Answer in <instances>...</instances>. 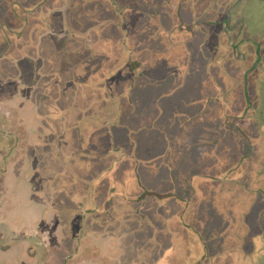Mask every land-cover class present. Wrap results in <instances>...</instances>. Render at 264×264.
I'll use <instances>...</instances> for the list:
<instances>
[{"label":"rangeland","instance_id":"obj_1","mask_svg":"<svg viewBox=\"0 0 264 264\" xmlns=\"http://www.w3.org/2000/svg\"><path fill=\"white\" fill-rule=\"evenodd\" d=\"M8 1L0 0V14ZM106 2L71 0L60 38L40 45L36 35L22 50L25 41L15 42L6 68L27 85L19 97L29 114L14 122L10 144L25 148L26 216L46 215L22 224L42 232L66 221L62 235L50 229L48 257L73 252L71 226L83 220L92 224L83 238L111 241L104 249L119 254L117 264H199L201 233L219 242L218 264H247L238 249L264 264V0H192L175 19L155 16L156 0H123L154 14L141 17L132 56L112 28L90 36L112 18ZM241 86L251 108L231 121ZM205 171L226 179L207 180ZM107 259L101 264H116Z\"/></svg>","mask_w":264,"mask_h":264},{"label":"crops","instance_id":"obj_2","mask_svg":"<svg viewBox=\"0 0 264 264\" xmlns=\"http://www.w3.org/2000/svg\"><path fill=\"white\" fill-rule=\"evenodd\" d=\"M16 1L17 0H9L7 4H3V13L0 14V92L5 97H0V111L2 107H7L6 113H2L0 115V264H26L27 260L36 262V264H47V262L50 264H57L56 262L52 261L53 259L55 260L58 258L59 261L61 259V264H67L66 262L68 261L70 263L72 260H78L76 261L77 264H101V257L107 261L108 256L111 257L113 263L117 264L119 258L116 255L119 254L115 253L114 250L107 252L104 249V244H109L111 241L106 243V240H102L100 237H95V235L91 239L83 238L85 236L86 229L92 228V224H87L86 221L79 220L77 223L75 222L74 225L72 224L71 227L73 231L71 234L73 236L71 240L73 241V252H70L69 255H66L64 258L60 257L61 254H58L56 257L52 255L48 257L42 254V252H44L45 248H47L45 242L46 239H49L48 234L52 233L51 230L53 229V233H55L58 229L57 231H59V235H62L63 227L61 225L62 222H64L65 226L66 221L58 220L60 217L57 216V219L55 218L58 220L57 225H59V223L61 225L57 226L55 222V225H52L53 227H44L47 229L44 231L42 230V232L39 230L31 232L29 230L31 227L28 228V226L22 224L24 221H26V219H28L30 225H32L31 223L33 221L31 218L34 219L35 223H42L46 215L42 214L41 212L39 213L36 209L37 211L33 212L32 214L28 213L26 216V213L22 207L24 204L29 203V195H26L27 191L29 190V186L22 181V176H20L23 168L19 159H21L20 154L22 151L24 155L23 159L26 157L24 154L25 148L24 150H21L19 147H16L15 144H10V140H12V138H16L14 131H17V127L13 125L14 122H22L20 121L21 119L18 118L29 114V106L24 100H21V97H19L20 94L23 95L25 93V88H27V85L25 84L24 80L15 79V83H13L12 76L10 75V72H8L6 66L8 65L10 57L19 51L18 49L22 50L24 47H30L31 41H34L35 39L34 36L37 35V39L41 45V43L46 42L47 38L50 36L57 39L64 34L56 31V29L62 27V21L60 23L59 18L65 17L71 0H68L65 8H63L60 0ZM111 1L112 3H106L109 6L108 9L112 15V18H110L99 29L91 30L90 36L97 37L98 35H103V33H105V36H110L108 31L112 28L115 30V33L112 35H115L114 37L116 40L122 41L123 44L125 43L124 46L127 47V51L132 56L134 53L133 50H135V47L138 43V38L140 37V32L137 31V26L141 21V17H149L153 20L154 14H146L147 12L145 10L138 9L135 3H124L123 0ZM192 3V0H156L155 16H157L159 13H164L175 19L174 16L179 14L180 18H183L184 8L188 7ZM102 29L103 31H101ZM164 32L161 31V33L172 42L174 39L173 34H168L169 31H166L165 33ZM78 34L80 35H75V33H73L70 39L72 37L79 39V37H84L85 35L82 33ZM21 40L25 42L24 44L19 45L18 48V46H15V42H21ZM176 40L178 46H180L179 44L181 43L179 41L181 40L177 38ZM88 43H90L89 39ZM250 59V56L244 58L245 65L249 64L248 60ZM245 71H248V67L245 69ZM35 73L31 70L30 75L32 74V79H34ZM242 73H244V71ZM250 74L256 81L257 77L255 75L257 73L250 72ZM32 82L34 81L32 80ZM250 84L252 85V83ZM14 87H16L15 90H13ZM240 88L241 89L239 90L238 97V99L241 100L239 102V110H237L236 113H232L231 121H233L235 118L242 121L245 119L244 117L249 114V109L251 108L246 103V93L248 89H242V86ZM19 90L20 92H18ZM218 92L219 91H217L216 96L214 95L213 99L216 100ZM21 105L26 107L25 112H23L24 110L22 111ZM221 105H223L222 102ZM8 106L14 108L15 110L12 108L11 110L10 108L8 109ZM206 110H208V108ZM229 122L230 121H228L225 126L228 132L233 131L232 122ZM228 132H226L225 138L230 139L233 136V132H231L230 136H227L229 134ZM207 144H212V141H209ZM216 145H218V143ZM216 145H214V147H216ZM235 168H232L231 170L234 171ZM201 171V173H204L203 169ZM4 172L6 176L5 178H3ZM223 172L228 173L226 170ZM205 173L206 177L208 178L207 180L220 181L226 179L219 178V175L216 174H208L206 171ZM18 203L20 204L19 208H17ZM199 211L201 213L202 208H200ZM262 212L264 214V209ZM99 226L96 224V230H98L97 234L99 233ZM214 233L216 234V231ZM39 234L42 236L40 241H38ZM200 236V242L205 240L207 242L206 245H211V247L215 245L218 247V249H221V246L217 245L219 242L216 241L215 238L212 240L210 239L209 235H205L203 233H201ZM60 237L62 240V236ZM115 239L120 242L124 241V239L120 238L119 236H117ZM36 241H38V243ZM34 242H36L38 246L36 248L37 258L35 260L29 257V246H31V244ZM61 242L63 243V241ZM200 242H198L199 259H201L202 254ZM70 243L72 245V242ZM112 248L117 250L119 246L112 242ZM238 253L242 254L245 258L247 257V259H243L244 262L249 263L252 261V258H248V253L246 250L238 249ZM218 254H221V250H218ZM69 256H71V258H69ZM217 258H220L219 255L216 257V259Z\"/></svg>","mask_w":264,"mask_h":264},{"label":"flooded vegetation","instance_id":"obj_3","mask_svg":"<svg viewBox=\"0 0 264 264\" xmlns=\"http://www.w3.org/2000/svg\"><path fill=\"white\" fill-rule=\"evenodd\" d=\"M206 243L207 242L205 240L200 242L202 254L199 264H218L217 261H215L216 257L219 255L218 247L215 245L211 247V245H206ZM245 259H247V257ZM246 263L248 264V262Z\"/></svg>","mask_w":264,"mask_h":264}]
</instances>
